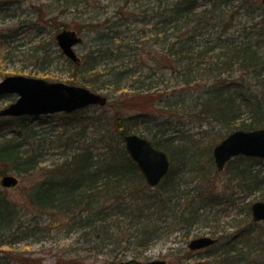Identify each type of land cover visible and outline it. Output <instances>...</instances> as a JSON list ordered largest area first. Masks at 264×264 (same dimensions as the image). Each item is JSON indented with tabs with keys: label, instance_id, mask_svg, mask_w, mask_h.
I'll return each instance as SVG.
<instances>
[{
	"label": "trees",
	"instance_id": "trees-1",
	"mask_svg": "<svg viewBox=\"0 0 264 264\" xmlns=\"http://www.w3.org/2000/svg\"><path fill=\"white\" fill-rule=\"evenodd\" d=\"M254 2L209 0L208 5L202 6L199 0H168V18L162 20L163 24L153 25L150 32H141L143 36L150 33L151 42L158 45L157 50L147 51L150 60L144 56L143 60L140 59L139 54L143 51L137 46L136 33L131 37L128 33L122 35L120 30L110 29V33H107L109 28L105 29L108 31L98 29V47L86 51L80 64L74 63L81 74L78 83L107 89L111 93L121 94L128 89H133L134 93L122 97L124 108L116 107L112 116L115 127L112 130L109 126V133L103 132V124L102 127L96 123L104 122L103 115L94 117L92 128L95 135H89L85 126L81 130L77 128L72 131L70 138L76 135L78 149L72 150L70 156L61 165L57 164L56 168V165L42 167L48 147L45 148L38 139V130L32 125L34 117H0V174L14 171L34 175L35 171L42 169L41 174L44 176L34 181L23 194L21 202L7 193L9 189L0 185V248L8 245L12 247L39 228L42 222L37 223V220L32 219L22 221L21 212L25 209L35 216L37 213L53 214L54 220L63 216L69 220L81 215L85 205L92 214L91 221H102L90 200L93 198L99 202L103 193H110L113 189L114 197L124 198L129 195L126 201L122 199L126 202L122 209L125 217L132 216L127 211L131 206L142 212V218L148 213V218L153 221L152 226L140 229L142 240L139 246H146L153 238H161L163 231L160 229L168 223V214H172L182 223L179 230L190 232L193 226L202 225L210 228L211 235L219 237L217 244L203 251L218 256L211 264H264V221H253L250 210L253 200L264 199L261 188L264 168L260 169L262 165L264 167V159L243 155L235 157L227 166L230 172L228 182L232 185L220 193L213 187V183H209V179L205 180L202 171L186 180V174L192 172V169L187 162L190 156L182 153V156L177 157V163L173 161L170 173L152 189L125 146H121L124 134L136 131L133 128L135 123L130 124L129 120L136 118L149 122L146 118L153 116L147 111L129 115L126 109L141 103L150 94H155L156 88L160 86V78L146 73L144 63L149 70L159 66L168 70V85L164 86V89L168 87V91L165 89L160 97L163 103L168 98V102L165 105L161 103V106L173 111L172 114H188L198 118L206 114L202 118L218 120L226 125L227 130L252 129L264 124V78H261L264 77V19H256ZM241 16L253 22L250 26L244 24L236 35L229 33L234 26V19ZM160 34H164L165 41L162 43L158 40ZM127 38H132V41ZM202 63L206 65L200 66ZM237 71L240 72L238 77L235 76ZM211 78L215 80L205 86L208 89L204 100L200 102L196 98L192 101L194 104H187L185 98L197 82ZM234 87L238 90H231ZM176 93L180 94L170 100L169 97ZM199 105L202 108L194 112ZM141 108H144L142 103ZM81 111L61 114L67 118L77 117ZM155 124L158 127L159 124L167 126L168 119ZM99 145L101 149L96 151ZM156 145L168 151V145ZM103 149L108 156L104 157ZM180 162L181 166L175 169L173 166ZM212 169L211 173L216 175L218 172ZM236 193L240 194L237 198L234 197ZM221 202L222 209L215 208ZM230 205L238 207L237 215H244L242 220L236 215L228 221L230 227H226L224 220V224L215 225L218 218L214 219V216L221 212L223 215ZM131 218L135 219L134 216ZM91 221L86 225L91 224ZM258 225L262 226V230L254 231ZM230 228L233 231H229ZM141 252L143 254V249ZM36 262L27 259L25 264Z\"/></svg>",
	"mask_w": 264,
	"mask_h": 264
},
{
	"label": "rangeland",
	"instance_id": "rangeland-1",
	"mask_svg": "<svg viewBox=\"0 0 264 264\" xmlns=\"http://www.w3.org/2000/svg\"><path fill=\"white\" fill-rule=\"evenodd\" d=\"M199 1L200 5L205 6L208 5L207 1L209 0ZM234 1L237 2V0ZM254 1L256 19H264L262 0ZM166 10H168V0H0V81L8 75H27L43 77L50 81L79 84L81 74L75 68L74 63L64 55L56 40V35L65 28L76 29L84 38V41L76 46V50L81 56L86 51L95 50L98 47L100 35L97 30L103 29L104 31L109 28V31L105 30L108 31L107 33H110V29L120 30L122 35L128 33L131 37L133 33H136L137 46L143 51L142 54H139L140 59L143 60L144 56L150 60L147 51L150 49L157 50L158 45L154 41L151 42L150 33L143 36L141 32H150L154 27L153 25L163 24L162 20L168 18ZM252 22L248 17L235 18L234 26H232V30H229V33L236 35L240 29H243L244 24L250 26ZM127 40L132 41V38H127ZM158 40L161 43L164 42V34H160ZM205 65L204 63L200 64L202 67ZM143 67L147 71L146 73L154 75L155 78H160V86L156 88L155 94H150L149 98L142 100L141 103L144 108H141L140 102L135 106L126 108L127 113L133 116L139 115V111H147V113L153 114L152 117L146 118L149 122H142L136 118L129 120L130 124L135 123L133 128L136 131L132 132L148 136L158 145H168L172 165L174 160L177 163V157L182 156V153L190 156L187 162L192 172L186 174L188 177L186 180L202 171L205 174V180L209 179V183H213L216 190L224 193V190L232 185L228 182L230 172H228V167L222 172L217 171L213 162V148L235 128L227 130L226 125L218 120L212 118L205 120L202 117L206 114L202 115L201 118L191 117L188 114L181 116L172 114L173 111L166 110L161 106L163 98L160 97L164 94L165 89L168 91V87L164 89V86L168 85V70H165L164 66L149 70L145 63ZM239 75V71L235 72L236 77ZM163 78H166L165 82ZM214 80L211 78L207 81L200 80L197 82L195 88L188 93V97L186 96V103L194 104L192 101L196 98L202 102L207 95L208 87L205 86ZM88 87L108 95V104L103 107L99 105L88 107L82 110L77 117L67 118L58 113L32 119V125L38 130L40 137L38 139L45 148L48 147L42 167L49 168L56 165V168L57 164L61 165L70 156L72 150L78 149L76 135L70 138L75 129L81 130L85 126L84 129H87L89 135H95L96 132L92 128L94 117L103 115L104 122H96L100 126L104 125V127L102 126L103 132L109 133L107 131L109 126L113 130L115 126L112 116L116 107L124 108L121 104L122 97L125 94L128 96L134 93L133 89H128L127 92L120 94L119 92L111 93L107 89ZM231 90L236 91L238 89L234 87ZM178 94L180 93L171 95L172 97L170 96L169 99L172 98L173 100L174 96ZM18 97L14 93L0 96V110ZM167 102L168 98L162 105ZM178 106L179 103L176 110ZM201 108V105L196 106L193 111H198ZM160 112L162 113L160 114ZM185 115L187 116L185 117ZM107 117L109 118L108 121ZM164 119H168L167 126L159 124L158 127L155 124ZM12 129L16 130V128ZM57 134L59 135L56 136ZM63 140L65 141L63 142ZM66 144L68 145L66 146ZM101 145L103 146L104 143ZM101 145L96 151H100ZM121 146H124V143H121ZM104 152H106L105 149L102 150V154ZM106 156H108L107 153L104 154V157ZM179 166H181V162L173 167L176 169ZM211 167L212 170L218 172L216 175L211 173ZM261 168H264L263 165ZM41 172L42 169L39 172L35 171L34 175L20 174L14 171L6 172L20 178L18 186L6 188L9 189L7 193L21 202L23 194L34 181L44 178ZM260 172L263 173L262 170ZM5 174H0V179ZM204 183L207 185L208 182L205 181ZM154 188L152 187V189ZM261 188L264 191V182L261 183ZM112 191L114 190L112 189ZM112 191L103 193L99 202L93 198L90 200L91 206H95L94 211H96L98 218H102V221H91L92 214L89 213L90 210L85 205L81 210V215L68 218L69 220L64 216L58 217L56 220L59 222L54 220L53 214L37 213L35 216L27 213L25 209L21 212L22 221L28 222L29 219H32L37 220V223H42L39 228L31 233L30 237L17 241L12 247L9 245L2 246L0 248V263L25 264L27 259H32L37 261L35 264H119V262L135 258L141 261L165 259L168 264H211L216 258L218 259V256L209 255L207 252L192 251L188 246L191 239L210 235L209 227L197 225L193 226L190 232L179 230L178 228L182 226V223L178 222V219L172 214H168V223L163 224L160 229L163 231L161 238H153L146 246H139L142 240L139 235L142 231L140 229L152 226L153 221L148 218V213L145 215L144 212L145 217L142 218V212L136 211L131 206L127 211L135 219L132 220V216L125 217L122 209L126 202L123 200L126 201L129 195L118 198L114 197L115 194L112 195ZM236 194L235 198L240 196V194ZM256 200L264 199L257 198L253 201ZM242 201L246 202L247 200L242 199ZM220 204V206L216 205L215 208H221L223 203ZM237 209L238 207L235 205L226 207L223 215L221 212L214 216V219L218 218V221L213 223L221 225L225 222L226 227H230L228 221L231 217H236ZM243 216L240 213L237 215L241 220ZM89 221L91 224L86 225ZM260 226H256L254 231L262 230V226ZM229 231H233V228H230Z\"/></svg>",
	"mask_w": 264,
	"mask_h": 264
},
{
	"label": "water",
	"instance_id": "water-1",
	"mask_svg": "<svg viewBox=\"0 0 264 264\" xmlns=\"http://www.w3.org/2000/svg\"><path fill=\"white\" fill-rule=\"evenodd\" d=\"M264 3V0H262ZM57 40L64 54L80 63L81 57L75 46L83 38L75 31L64 29L57 34ZM18 94V99L0 110V116H22L72 113L90 105H106L108 96L86 86L69 84L62 81H49L44 78L26 75H9L0 81V95ZM126 150L138 164L147 182L151 186L158 185L169 173L171 160L168 153L158 148L153 141L138 133L124 135ZM214 158L217 169L224 170L227 162L238 155L264 158V127L255 129H237L228 134L215 145ZM20 178L14 174H5L0 183L3 187L17 186ZM255 221L264 220V200L255 201L252 206ZM217 238L202 236L189 243L192 250L205 248L214 244ZM120 264H167L165 259L140 261L131 259Z\"/></svg>",
	"mask_w": 264,
	"mask_h": 264
},
{
	"label": "bare ground",
	"instance_id": "bare-ground-1",
	"mask_svg": "<svg viewBox=\"0 0 264 264\" xmlns=\"http://www.w3.org/2000/svg\"><path fill=\"white\" fill-rule=\"evenodd\" d=\"M232 131H233V130H232ZM232 131H230L228 134H230ZM228 134H227V135H228Z\"/></svg>",
	"mask_w": 264,
	"mask_h": 264
}]
</instances>
